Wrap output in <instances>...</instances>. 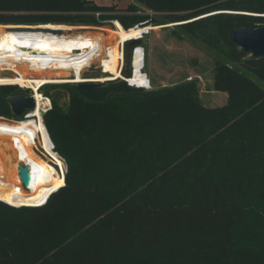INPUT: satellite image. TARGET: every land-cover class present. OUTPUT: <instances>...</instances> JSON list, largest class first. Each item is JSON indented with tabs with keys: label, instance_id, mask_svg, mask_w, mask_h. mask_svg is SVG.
I'll list each match as a JSON object with an SVG mask.
<instances>
[{
	"label": "trees",
	"instance_id": "obj_1",
	"mask_svg": "<svg viewBox=\"0 0 264 264\" xmlns=\"http://www.w3.org/2000/svg\"><path fill=\"white\" fill-rule=\"evenodd\" d=\"M240 1L133 0L118 11L91 0H0L2 26L102 27L100 21L112 20L129 30L160 25L159 14L228 61L215 65L213 88L228 96L217 108L202 103L196 81L150 90L124 81L89 91L71 84L43 89L52 106L44 124L68 166L65 186L39 207L0 202V264H147L152 252L165 264H186L190 256L199 264L216 252L222 264H264V175L248 189L260 202L262 241L237 246L236 240L247 226L240 166L264 169V131L254 129L249 138L239 128L254 114L264 117V90L234 67L264 81V58L250 57L232 41L237 28L264 27V17L239 14L264 15V0ZM68 76L27 73L29 79H74ZM27 92L1 86L0 116L22 120L9 99ZM211 128L215 133L205 139ZM8 192L0 179V195Z\"/></svg>",
	"mask_w": 264,
	"mask_h": 264
},
{
	"label": "bare ground",
	"instance_id": "obj_2",
	"mask_svg": "<svg viewBox=\"0 0 264 264\" xmlns=\"http://www.w3.org/2000/svg\"><path fill=\"white\" fill-rule=\"evenodd\" d=\"M18 28L21 27L0 25V42H3V47L0 48V67L5 69L3 65H6L8 69L18 74L17 80L7 81V83H1L0 85H24L27 89L32 90L36 100V108L33 111L39 118V123L31 121L29 123L26 122L15 125L0 124V128L3 129L0 131V179L5 182L8 188H11L10 192L0 196V202L16 208L39 207L44 205L52 194L65 186L64 163L59 156L53 152L52 149L54 144L50 139L47 129L42 123L41 111L49 106L50 101L40 93V89L49 84H66L68 82L79 84L83 83L84 80L82 76H80L78 67L76 68V76L73 80L29 79L27 73L29 74L32 71L62 72L61 69H63L64 66L62 62L58 61V58L68 57L76 52L90 53L96 48L97 51H103V43L106 44V41H109L110 63L105 64L107 65L106 69L119 77L117 66L122 56L120 45L129 41L133 36L142 32V30L132 29L127 31L119 22H116L115 28L113 29H97L55 24L37 27V29L62 31L66 33L78 30L101 31V33L98 34L79 33L68 37L66 34L56 35L55 33L45 32L19 34L15 31H9L10 29ZM142 28L144 29L145 27ZM102 31L110 34L109 40L105 39L102 35ZM146 32L147 30H144V33ZM52 58L57 59L54 60ZM50 61H58L53 63L54 66H51L54 70H47L43 67V65L50 63ZM135 68L136 73L130 83L145 87L147 85V78L139 72L140 67ZM14 78L16 77L0 78V80H13ZM100 79L99 81L102 82L108 81L105 78ZM32 128L42 131V145L51 155L52 161L62 169L63 176L50 161L39 158L31 149L30 137L25 131ZM14 141L16 142L14 143ZM19 148H24V151L21 150V152L26 157V160H30L29 163L33 171L34 180L29 190L21 185L17 175V170L21 162L15 159V154L18 152Z\"/></svg>",
	"mask_w": 264,
	"mask_h": 264
},
{
	"label": "rangeland",
	"instance_id": "obj_3",
	"mask_svg": "<svg viewBox=\"0 0 264 264\" xmlns=\"http://www.w3.org/2000/svg\"><path fill=\"white\" fill-rule=\"evenodd\" d=\"M100 7H112L116 6L118 11H123L129 5L133 4V0H91ZM150 15V12H147ZM159 24L155 26L150 24L145 29H137L139 31L153 30L159 28V30L150 31V34L146 36L143 41L142 48H145V71L151 79L152 89H160L165 87H171L190 81H196L199 89V97L202 103L206 107L217 108L221 107L228 101V96L226 93L217 92L213 88V76L215 65L217 62L228 63L227 59L224 56L217 54L215 51L211 50L207 45L203 44L199 39L193 38L187 33H185L180 26L176 23H169L161 15H154ZM7 26V25H4ZM14 27L20 26L23 27H39L36 26H25V25H10ZM79 27V26H77ZM87 28H103V29H113L112 25H105L104 27H92V26H80ZM105 32V31H102ZM79 33L86 34H98L100 31L94 30H78L72 33H69V36H74ZM56 35L60 33H55ZM105 39L110 38L108 32L104 33ZM134 40V39H132ZM106 43H110L109 41ZM251 57V56H250ZM140 58L137 55L134 62V67H140ZM240 70L244 75L256 82L264 90V81L257 78L255 75L245 71L244 69L235 66ZM1 68V67H0ZM98 74L90 75L95 76ZM3 76V75H0ZM7 82H0V84ZM69 83V82H68ZM49 85H62L61 84H49ZM74 85V84H71ZM26 87V86H25ZM27 89V88H26ZM43 89H48V86H45ZM27 91V90H26ZM57 92L63 93L61 96L60 103L62 105L66 102V97L64 96V90L58 89ZM54 90L51 91L53 93ZM31 94V91L27 92V96ZM254 111V110H253ZM258 115V116H257ZM22 118V117H21ZM260 119L259 121L256 120ZM261 123V124H260ZM263 124V128L261 125ZM259 126V127H257ZM240 130L244 131L249 138H251L252 131L258 128V131H264V117L259 114H254V116L248 122H244L240 125ZM226 128L221 129V131H226ZM263 129V130H262ZM215 128H211L210 132L205 136L209 139L215 133ZM19 150L15 154V159L23 162H29L26 160L24 154ZM59 156V155H58ZM60 157V156H59ZM67 169L68 166L64 158L60 157ZM242 165V164H241ZM240 170L243 173L244 178L247 181L246 189H251L254 182H256L260 177L264 175V169H258L255 171L246 170L243 166H240ZM65 172V178L67 175ZM11 188L9 187V192ZM257 193V192H256ZM1 196V195H0ZM246 207H247V226L246 228L239 229L236 233V240L239 246L240 244L244 245H259L262 241V220L261 215L262 211L260 202L258 198L254 199L250 197V191L248 190L246 194ZM221 254L216 252L212 255L210 260L201 258L199 264H222ZM140 262L139 258L136 256L134 262ZM145 263L151 264H165L163 260H160L156 257V253L152 252L145 256ZM186 264H197L193 257H189Z\"/></svg>",
	"mask_w": 264,
	"mask_h": 264
},
{
	"label": "built area",
	"instance_id": "obj_4",
	"mask_svg": "<svg viewBox=\"0 0 264 264\" xmlns=\"http://www.w3.org/2000/svg\"><path fill=\"white\" fill-rule=\"evenodd\" d=\"M239 14L264 17V15H256V14H250V13H239ZM102 15H104V13H101V12L95 13V16L98 20L100 19V17ZM150 15H153V13L150 12ZM116 22H118V21H112V20L100 21V23L102 24V27L109 24V25H112L113 28H115ZM146 26H147L146 24H139V25H136L132 29H138L139 27H145L146 28ZM97 29H102V28H97ZM132 29H129L127 31H130ZM9 31H15L16 33H19V34H30V33H35V32H37V33H42V32L43 33L44 32L45 33H60V34H66L67 37L69 36V33H72V32L66 33V32H62V31L46 30V29H40V28L37 29V27H23V28H18V29H10ZM149 34H150V31L149 32L147 31L146 33L141 35L140 39L129 40V41L120 45V52H121L122 56L120 57L119 62H118V66H117V71L119 73V77L116 74L112 73L111 71H107V69H106L107 65H105V64L110 63V58H109L110 45H109V43H106V44L103 43V47H104L103 51L102 50L97 51V48H96V49L92 50V52H90V53H88V52L87 53L76 52V53L72 54L71 56L64 57V58H58L59 59L58 61L62 62L63 66H64V68L61 70L69 73L68 79H73L76 76V68L78 67L79 71H80V76H82V78L84 80L83 83L93 82V83H104V84H106L109 82L124 81L131 88L150 90V89H152L151 80H150L148 74L146 73V71L144 69L145 58H146L145 48H142V45H141V43L144 41L146 36ZM102 35L103 36L105 35L104 32L102 33ZM132 41H140L141 43L139 45L135 46L131 51L130 74L127 75L126 74V46ZM137 55L140 58V64H141L139 72L147 78V85L145 87L138 86L136 84L134 85V84L130 83L131 80L134 78L135 73H136V71H135L136 68L134 67V62H135V58ZM52 59L56 60L57 58H52ZM58 61H50V63L43 65V67H45V69H47V70H51V69L54 70L51 66H54L53 63L58 62ZM3 68H5V69L0 68V75H3V76H0V78H12V77L18 76L17 72L8 69V67H6V65H3ZM94 74H98V75L90 76V75H94ZM100 78H105L108 81H106V82L99 81V80H101ZM66 84H72V83H66ZM1 86H15V87H18L19 89L24 90V91H26V90L31 91V94L29 96H32L34 98V95H33L34 93L32 90L24 89V88H21L17 85H0V87ZM45 86H48V85H45ZM43 88L40 89V93L45 97V95L42 92ZM45 98L50 101L49 98H47V97H45ZM35 102H36V100H35ZM51 107L52 106H51V101H50L49 106L43 111L45 113H47L51 109ZM41 117H42V123H43L44 127L46 128V126L44 124V116L42 114H41ZM31 121H36L37 123H39V118L35 115L34 111H25L23 116H22V120H20V121H16L14 119L4 118V117L0 116V124H6V125L23 124L26 122L29 123ZM1 130H3V129L0 128V131ZM25 132L30 137L31 149L33 150L35 155H37L41 159L50 161V163L54 167H56L63 176L62 169L59 166H57L56 163H54V161H52L51 155L44 149V147L42 145V131L39 129L36 130V129L32 128V129L27 130ZM15 142L16 141H14V143ZM21 150L24 151V148L23 149L19 148V153ZM52 150L56 155H58L55 152V146L54 145H53ZM21 164H23L25 167H29L30 173L33 175V171H32V168H31V165L29 162L23 161L19 165H21ZM65 172H67V169L64 165V173ZM17 175L19 177V170H17ZM19 179H20V177H19ZM20 182H21V180H20ZM21 185L23 186L22 182H21Z\"/></svg>",
	"mask_w": 264,
	"mask_h": 264
},
{
	"label": "water",
	"instance_id": "obj_5",
	"mask_svg": "<svg viewBox=\"0 0 264 264\" xmlns=\"http://www.w3.org/2000/svg\"><path fill=\"white\" fill-rule=\"evenodd\" d=\"M245 0H241L239 3H243ZM233 43L239 47V49L248 53L251 57L255 59L264 58V27L260 28H237L232 33ZM140 41H132L126 46V74H130V62H131V51L132 49L139 45ZM78 89L83 91H89L93 89H98L105 86L104 83H79L74 84ZM9 105L12 113L21 118L25 111H33L36 108L35 99L32 96H17L9 99ZM41 114L45 116L43 110ZM19 177L24 186L28 189L32 185L34 176L30 173V168L25 167L23 164L19 165Z\"/></svg>",
	"mask_w": 264,
	"mask_h": 264
},
{
	"label": "snow or ice",
	"instance_id": "obj_6",
	"mask_svg": "<svg viewBox=\"0 0 264 264\" xmlns=\"http://www.w3.org/2000/svg\"><path fill=\"white\" fill-rule=\"evenodd\" d=\"M3 47V42H0V48H2Z\"/></svg>",
	"mask_w": 264,
	"mask_h": 264
}]
</instances>
